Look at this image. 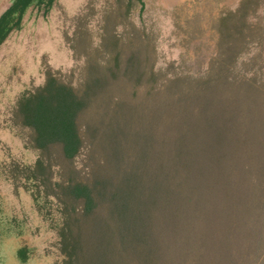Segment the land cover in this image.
<instances>
[{
    "label": "trees",
    "instance_id": "trees-1",
    "mask_svg": "<svg viewBox=\"0 0 264 264\" xmlns=\"http://www.w3.org/2000/svg\"><path fill=\"white\" fill-rule=\"evenodd\" d=\"M55 1L14 0L0 49L30 8L48 14ZM239 5L218 19L208 75H158L149 49L122 72L110 32L109 61L93 53L78 85L47 69L19 97L13 127L37 156L13 162L10 178L25 179L58 231L62 264H240L233 238L255 236L264 220V75L239 74L261 62L264 0ZM250 42L258 51L240 64ZM209 246L224 247L217 261Z\"/></svg>",
    "mask_w": 264,
    "mask_h": 264
},
{
    "label": "rangeland",
    "instance_id": "rangeland-1",
    "mask_svg": "<svg viewBox=\"0 0 264 264\" xmlns=\"http://www.w3.org/2000/svg\"><path fill=\"white\" fill-rule=\"evenodd\" d=\"M13 1L0 0V16ZM130 1L56 0L48 14L44 8L32 7L24 16L22 28L15 30L0 49V264H62L58 231L39 212L25 188V179L11 180L8 170L15 161L30 164L37 156L26 149L23 136L12 123V110L22 93L43 85L47 69L78 85L93 53L99 66L109 61L111 48L108 52L103 43L110 32L123 45L119 48L123 49L122 72L132 52L136 61L149 49L147 66H154L158 75H208L211 62L217 58L218 19L225 11L237 9L241 2L132 0L134 6L126 16ZM80 34L87 37L80 39ZM140 34L142 37L137 38ZM77 42L80 47L74 52ZM257 51L250 42L238 58L240 64ZM261 55L258 66L243 65L239 74L251 75L258 69L260 73L255 75H264V49ZM261 222L255 236L232 239L240 264H264V220ZM220 240L225 243L224 236ZM223 248L213 251L209 246L205 255L217 261ZM218 264L228 263L221 258Z\"/></svg>",
    "mask_w": 264,
    "mask_h": 264
}]
</instances>
